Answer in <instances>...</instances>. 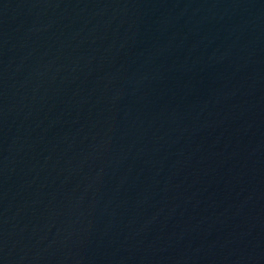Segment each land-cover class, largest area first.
Here are the masks:
<instances>
[{
	"label": "water",
	"instance_id": "obj_1",
	"mask_svg": "<svg viewBox=\"0 0 264 264\" xmlns=\"http://www.w3.org/2000/svg\"><path fill=\"white\" fill-rule=\"evenodd\" d=\"M0 264H264V0H0Z\"/></svg>",
	"mask_w": 264,
	"mask_h": 264
}]
</instances>
